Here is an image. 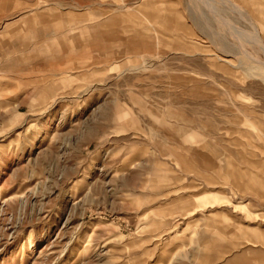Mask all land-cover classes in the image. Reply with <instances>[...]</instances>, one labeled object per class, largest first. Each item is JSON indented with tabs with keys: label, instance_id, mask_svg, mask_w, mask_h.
<instances>
[{
	"label": "rangeland",
	"instance_id": "rangeland-1",
	"mask_svg": "<svg viewBox=\"0 0 264 264\" xmlns=\"http://www.w3.org/2000/svg\"><path fill=\"white\" fill-rule=\"evenodd\" d=\"M230 1L0 0V264H264V53Z\"/></svg>",
	"mask_w": 264,
	"mask_h": 264
},
{
	"label": "bare ground",
	"instance_id": "bare-ground-1",
	"mask_svg": "<svg viewBox=\"0 0 264 264\" xmlns=\"http://www.w3.org/2000/svg\"><path fill=\"white\" fill-rule=\"evenodd\" d=\"M222 2H224V3H231V1L230 0H221ZM254 1L255 0H237V2H238V4H241L243 7H244V9H245V11H246V13H247V15H248V17L250 18V20L252 21V22H249L248 24H250V28H251V30H252V36H251V38H253L254 40H255V42L257 43V45H259V47H260V49L262 50V52L264 53V44L262 43V40H261V38H260V35H259V31L257 30V27H256V25H255V19L252 17L253 15L251 14L252 12H254V9H256L257 7L255 6L256 4H254ZM257 2H259V0H256ZM236 3V2H235ZM237 4V3H236ZM231 5V4H230ZM234 6H236L235 4H233ZM232 6V5H231ZM237 7V6H236ZM235 8V7H234ZM239 9H240V7H238ZM249 9V11H251L250 13H249V11H248V9ZM237 11V10H236ZM239 11V10H238ZM241 12L239 11V14H240ZM243 17V16H242ZM245 17V16H244ZM247 20H248V18H247ZM246 37V36H245ZM248 37V36H247ZM250 37V36H249ZM249 39V38H248ZM229 61L228 60H226L225 61V63H228Z\"/></svg>",
	"mask_w": 264,
	"mask_h": 264
}]
</instances>
